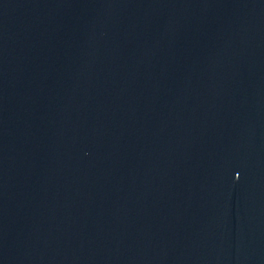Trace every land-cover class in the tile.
Here are the masks:
<instances>
[{
    "label": "water",
    "instance_id": "95a60500",
    "mask_svg": "<svg viewBox=\"0 0 264 264\" xmlns=\"http://www.w3.org/2000/svg\"><path fill=\"white\" fill-rule=\"evenodd\" d=\"M0 264H264V0H0Z\"/></svg>",
    "mask_w": 264,
    "mask_h": 264
}]
</instances>
